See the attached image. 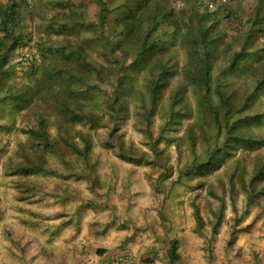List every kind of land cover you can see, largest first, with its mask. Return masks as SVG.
<instances>
[{"label": "trees", "instance_id": "1", "mask_svg": "<svg viewBox=\"0 0 264 264\" xmlns=\"http://www.w3.org/2000/svg\"><path fill=\"white\" fill-rule=\"evenodd\" d=\"M233 1L240 0H50L54 11L42 14L33 0H0V127L13 129L16 114L36 100L50 109L35 111L34 123L21 129L26 139L17 144L19 160L9 174H55L50 156L87 162L90 130L102 127L104 147L124 161L150 165L155 186L165 179L171 188L192 187L193 179L203 185L200 177L232 159L230 183L238 171L246 204L264 197V150L253 154L247 181L242 157L234 158L238 150L264 148V0H247L245 14ZM31 22L34 37L25 29ZM26 38L31 52L19 50ZM129 103L146 149L119 132ZM184 137L191 158L174 175L170 152L159 143L178 149ZM91 181L92 189L99 185L96 177ZM192 206L200 232L204 219ZM225 207L221 202L213 230ZM240 219L234 217L228 245L250 227L235 228ZM168 257L180 258L176 240Z\"/></svg>", "mask_w": 264, "mask_h": 264}, {"label": "crops", "instance_id": "2", "mask_svg": "<svg viewBox=\"0 0 264 264\" xmlns=\"http://www.w3.org/2000/svg\"><path fill=\"white\" fill-rule=\"evenodd\" d=\"M104 149L110 154L90 152L87 162L51 156L55 174L0 170V264H80L83 250L102 260L128 252L135 264H207L202 241L182 224L187 203L170 201L182 186H155L150 165ZM173 240L180 254L174 261Z\"/></svg>", "mask_w": 264, "mask_h": 264}, {"label": "rangeland", "instance_id": "3", "mask_svg": "<svg viewBox=\"0 0 264 264\" xmlns=\"http://www.w3.org/2000/svg\"><path fill=\"white\" fill-rule=\"evenodd\" d=\"M5 1V0H2ZM35 2L36 11L42 14H50L54 10H50L53 5L50 0H33ZM233 5L237 6L244 14L248 12V1L240 0L233 1ZM52 8V7H51ZM90 11L92 6L89 4ZM25 29L31 32L33 37L36 35L37 27L34 23H27ZM43 34V33H42ZM53 36V35H52ZM32 40L26 38V45L23 46V52H31ZM20 55V54H19ZM17 55V57H19ZM174 82V81H173ZM172 85V83H171ZM168 96V89L164 92V99ZM130 114L125 121L119 123V132L123 134L126 141H131L136 147L146 149L145 137L142 132L136 128L135 113L133 110V104L129 103ZM35 111H50L46 107V104L40 100H36L31 106L23 111L19 112L15 116V126L13 129L8 130L6 127H0V170L4 174H9V170L13 168V164L19 160L16 156L17 144L19 141H25L26 134L21 131L25 126H30L34 123ZM6 120L11 121L12 118L9 115V107L7 106L5 111ZM53 118V116H50ZM161 120L157 115L154 120V133L157 131V126ZM185 125L181 126L175 133L177 136H183ZM76 128H81L77 125ZM86 129V127H83ZM51 133L54 134V126L51 125ZM104 128L97 127L91 129L92 147L91 153L95 155H103L105 150L102 145V134ZM177 140L175 141V143ZM199 138H196V144H198ZM174 143L167 144L166 141H161L159 147H167V151L170 152L169 163L172 164L174 175L176 168L179 164L183 165L191 158V144L186 137L180 141L178 149ZM264 148L258 149L255 152H247L238 150L234 158L242 157L241 165L247 168L244 175V181H247L250 176V168L253 154L258 151H263ZM51 157V156H50ZM49 157V158H50ZM101 157V156H100ZM10 160L14 158V162L10 163ZM92 158V156H91ZM94 158V157H93ZM232 159L226 160L223 165L214 170L212 173L200 177L203 181V185H195L196 179L191 181L192 187L182 186V193L173 194L174 198L170 201H179L187 203V206L182 205V224L189 227L190 231L202 241L203 246H200V257H206L207 264H264V197H261L257 202L246 204V193L241 187L242 179L237 171L233 176L234 186L230 183L232 172ZM163 184L169 185V180H163ZM178 186V185H176ZM181 186V185H180ZM212 191L213 193H210ZM230 196H234V204L236 212L231 208ZM221 202L225 203V209L223 210L221 221L213 230L212 226L216 221V213L219 209ZM193 204H197L200 213L204 219V224L200 232L196 231V222L193 215ZM169 212L175 214L174 209H168ZM241 216L239 223L235 224V228H245L250 225L247 230L241 229L236 233V239L232 245H228L227 241L230 237V233L234 228V217ZM194 221L193 225H187L190 221ZM183 231V228H182ZM187 249V248H186Z\"/></svg>", "mask_w": 264, "mask_h": 264}, {"label": "built area", "instance_id": "4", "mask_svg": "<svg viewBox=\"0 0 264 264\" xmlns=\"http://www.w3.org/2000/svg\"><path fill=\"white\" fill-rule=\"evenodd\" d=\"M80 258V264H135L133 255L128 252L121 253L107 260H102L97 251L88 252L83 250Z\"/></svg>", "mask_w": 264, "mask_h": 264}]
</instances>
